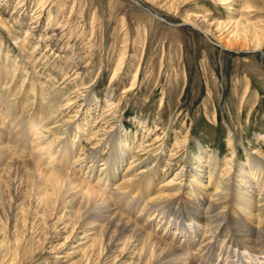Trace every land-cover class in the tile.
I'll use <instances>...</instances> for the list:
<instances>
[{
    "label": "rangeland",
    "instance_id": "rangeland-1",
    "mask_svg": "<svg viewBox=\"0 0 264 264\" xmlns=\"http://www.w3.org/2000/svg\"><path fill=\"white\" fill-rule=\"evenodd\" d=\"M7 79L13 83L3 90ZM0 81L4 100L12 99L25 84L21 95L8 105V119H23L18 127L25 132L24 144L18 148L26 153L9 147L20 166L8 165L18 178L9 177V191L0 195V229L7 235L6 246H0V264H141L139 258L148 264L152 253L144 243L136 242L138 238L129 239L118 230L119 236L117 222L107 231L111 238L101 237L99 232L109 222H96L106 206L98 208L94 197L90 208L86 204L81 209L85 204L75 205L81 195L76 196L72 185L62 180L64 194L57 191L54 195L50 186L30 177L24 159H28L42 118L36 115L38 110L42 113L40 105H59V124L67 129L62 128L67 132L62 137L47 133L44 138L54 144L53 160L60 150L75 149L70 158L53 165L77 172L86 184L91 181H85V174L74 170L73 163L79 165L80 156L100 150L98 174L107 161L115 167L111 153L120 147L128 151L122 173L147 159L156 161L150 164L158 167L151 171L152 196L161 185L172 181L174 187L185 178L200 148L207 157L220 159L219 175L231 162L264 166V0H0ZM114 135L118 143L110 142ZM50 154L38 152L37 159L32 158L40 168L50 169ZM90 164L86 161L84 166ZM215 180L209 185V195L215 192ZM115 182L105 188L92 180V186L114 197L121 194ZM40 197L45 202L50 197V202L41 201L38 207L35 198ZM113 197L111 201L118 199ZM133 197H124L125 204H110L119 214L117 220L131 221L129 227L143 228L170 244L168 240L179 233L169 223L170 216L164 217V210L155 204L143 209L148 199L139 205V198ZM183 204L186 214L194 210L192 203ZM205 208L200 212H206ZM183 223L190 222L184 219ZM174 239L184 238L177 234ZM219 244L213 243L212 253L201 252L195 259L198 264L231 262L220 254Z\"/></svg>",
    "mask_w": 264,
    "mask_h": 264
},
{
    "label": "bare ground",
    "instance_id": "bare-ground-1",
    "mask_svg": "<svg viewBox=\"0 0 264 264\" xmlns=\"http://www.w3.org/2000/svg\"><path fill=\"white\" fill-rule=\"evenodd\" d=\"M235 25H238V23H236ZM237 34H238V32H237ZM12 83H13V81H10L9 79H7L3 90L8 89ZM24 83H26V82H24ZM40 85H41V83H40ZM24 86H25V84L21 85V87L19 86L16 89V91L14 92L12 99H10V100H4V96H2V95L0 96V195L1 196H3V195L5 196V194H7V192L9 191L8 185L10 182H12V181H10V182L8 181L9 177H12L13 174L17 177V175H16L17 173L15 174V172L13 173L12 170L10 172L8 170L9 168L7 169L8 165L15 167V166L19 165V163H20L19 158L12 156L10 154V148L13 149L15 152L19 151V154H20V152L25 153V151L24 152L20 151L18 148L19 146L24 144V135H23L24 131L19 129V127L21 126L20 121L23 124V121H22L23 119L17 118V120H18L17 122H14L15 120L10 121L8 119V117L11 116L10 112H9L8 105H10L11 100L15 99L16 96L21 95L22 90L20 91V89L24 88ZM39 88H40V86H39ZM47 96H45V97H47ZM27 105H29V104H27ZM39 107L40 108L42 107V113L40 112V110H38L37 111L38 113H36V115H40L42 118L40 117L41 119L39 120L40 121L39 125L36 124L37 125L36 126L37 133H36L33 141H31V146H30L31 151L29 154H27L28 159H24V165L27 166V169L26 168L25 169L26 170L31 169L30 170L31 171L30 177H32L38 183H45L48 186H50L51 191H53V194L55 193L54 195H57L56 194L57 191H60L62 189L61 188L63 185L61 183L62 180L64 181V183H67V186H68V184L70 185V187L73 186L72 188H74V190L76 192V196L79 194L81 195V196H79L80 198H78V199L76 197L77 200L75 202H77V203L75 205L79 204L80 201H81L80 204H85V205H83L85 207H83V208L81 207V209L87 208L86 204L88 205L90 203L89 201L91 198L92 199L95 198L94 201L96 203L93 200L91 203L94 202L95 204H98L100 206L98 208L101 209V207L105 205L106 211H105V213L103 212L104 215H100L99 211H98V213H96V214H98L100 216L97 220L95 219L96 222H98V223H102L103 221H105V223L109 222L108 228H105L104 230H102L103 232L102 231L99 232L102 234L101 237H103V236L106 237L107 235L110 237V235L107 234L108 229L114 227V222H115V224L119 223L116 232L118 230H120L122 232V234L124 233V235H129V237L131 236L133 238H138V241H136V239H132V240L139 242V243L142 242V244L144 243V246L147 247L149 250H151V252H152L150 254L151 256H149V258H147V256H146V258H147L146 260L149 259L148 261L150 264H198V261H196L197 256L200 257L201 256L200 253L203 252L204 250H209L212 253L214 250L213 243L214 244L215 243L221 244V248H219L220 254H225V256H227V258H229L231 261L227 264H238V262H240L239 264H264V248L262 247V246H264V242H263L264 240L262 239L264 237V235H263V233H264V166L261 165L260 162H256V163H253V162H248V163L236 162L235 164L233 162H231V163H229L230 168L228 165H226V169H225L226 172L224 171L219 175L220 159L217 156L207 157V154L204 152V149L200 148L199 156L196 157L193 155V158H194V161L196 164L194 163V165H195L194 168H193L194 165L192 166V171H188V174L184 176L185 178H182V180L179 183H177L174 187H172V181H171V183H168L167 185H161L159 190L155 193L156 195L152 196L154 193L153 190L155 188V184H153V174L151 171L153 169L158 168V167H156V165L151 166L150 164H152V163L154 164V163H156V161L153 162L152 159H150V160L147 159L146 161L139 164V166L135 165L133 168L130 167L129 169L126 170L125 173L124 172L122 173L121 167H122V164H125V159L127 157L128 151L126 152L124 149H121V147H120V150L118 152L111 153L113 155V157L110 160L114 161L115 167L114 168L112 167V162L110 163L109 161H107L104 164V166L102 167V170H99L98 174L96 172V170L98 169L97 168L98 165H96V164L99 162L98 159H99L100 150L93 151L92 153H89L88 155H86L84 152L85 156L83 155L84 156L83 158H82V156H80V158L77 160L78 162L80 161V163H81L79 165H76L77 167L75 166V163H73L74 170H79V172L81 174H85V177L82 175L84 177L85 181L87 179H89L91 181L90 184H86L83 182L84 180L81 179L80 176H78V177L76 176L75 173H77V172H65L66 170H61L60 168H57L55 165H53L55 163H59L63 159L70 158V156L73 155L75 149L73 147V148H70L69 150H64V149L60 150L59 151V154H60L59 157H56V161L53 160L54 155H56V154H55V151L52 150L51 148L54 146V144L50 143L52 141H50L48 138H47L48 141L45 140L44 138L46 137L47 133H53V135H55V136L60 134L59 137L64 136L62 134L65 131L63 132L62 128L65 126L60 127L61 121H60L59 117L61 116V112L59 110V105L47 106V107L46 106L43 107V105L42 106L40 105ZM24 109H25V106H24ZM24 109L22 111L23 113L21 112V114H23L25 116L26 114H25ZM44 109H47V110H44ZM18 113H20V112H18ZM8 121L11 122L10 125L8 124V123H10ZM32 125H33V123H32ZM24 126H26V125H24ZM24 126L22 125V127H24ZM68 127L69 126H67V128ZM77 128L79 129V127H77ZM78 129H77V131H78ZM3 130H5L6 132H4ZM65 130H67L66 127H65ZM66 133L67 132H65V134ZM77 133H79V131ZM118 139L119 138L116 135L115 138L110 139V142L118 143ZM66 140H68V139L66 138ZM15 144H16V146H15ZM24 146H26V145H24ZM27 146H29V145L27 144ZM74 146H75V144H74ZM59 149H61V148H59ZM83 150H85V149H83ZM38 152L40 155H43V154L45 155V152L51 153L49 156V158L51 159L50 162L52 165L50 167L51 170L46 169L45 167L40 168V163L36 160L38 155H35ZM117 154H118V157L116 158ZM34 155H35L36 159L32 158ZM86 161L91 162V164L89 166L88 165L84 166ZM133 163H134V161H131L130 164L132 165ZM254 165H255V168H253ZM28 167H30V169ZM73 168H72V170H73ZM86 168H87L88 172L86 171L84 173ZM17 169L20 171L19 168H17ZM130 169H133V171L130 172ZM254 169H256V171ZM14 170H16V169H14ZM21 170L23 171L22 173L24 174L25 170H23V166H22ZM19 171H18V173L21 172V171L20 172ZM22 173H21V175H22ZM19 175L20 174H18V176ZM215 178H217V179L215 180ZM213 179L217 182V186L214 190L215 191L214 194L210 193V195H209L208 189H209V185L212 183ZM92 180H96V184H98V183L105 184L104 185L105 188L107 187V185L109 183L116 181L115 182V183H117L116 187L121 190V194H115L114 197L111 196L112 195L111 194L110 196L113 197V199H115V197L118 198V199L111 201L112 198L109 197L108 194L104 193L106 191L101 192V190H97L94 186H92ZM207 181L209 184L205 185ZM261 185H262V188H261ZM11 186H13L12 183H11ZM64 187H65V185H64ZM72 188H70V189L72 190ZM172 190H173V192H171ZM60 192H62V191H60ZM64 192L65 191H63L62 193L64 194ZM114 193H116V192H114ZM63 194L61 196H63ZM68 194H70V193H68ZM129 194L134 195V197H133L134 200L139 198L138 201L136 200L139 205L141 202L144 203V201H145L144 199H148V201H147L148 203H146L143 206V209H147L148 208L147 205H149V204H155V207H157V208L159 207L160 210L161 209L164 210L162 213L163 216L165 215L164 217H167L166 215L170 216L169 218H171L172 220L169 223L173 224V226L176 227V230H177L176 232L179 231V233H175L172 241L168 240L170 242V244L167 242H164L163 240L158 238L156 235L149 234L145 229L143 230V228L139 229L138 226L133 227L134 225L133 226L131 225L132 227L131 226L129 227V225L127 223H129L131 221H127L125 223L124 220L121 219V217H120L121 220H117L119 218V214L116 211L114 212L112 210L113 206L110 204H114L115 202H117V203L119 202L121 204L123 200L124 201L126 200V199H124V197L129 196ZM15 196H16V194H15ZM67 197H68V195H67ZM67 197H66V201H67ZM69 197H71V196H69ZM168 197H170V198H168ZM16 198H18V197L16 196ZM49 198L50 197H46L45 200L48 201ZM167 198H168V200H167ZM35 199H36L35 204H37V202H38V204H37L38 207H40L39 205H43V204H41V201H44L43 198L40 197V198H35ZM161 199H166V200L160 201ZM55 201H57V200H55ZM124 201H123V203L125 204ZM136 201H134V202L137 204ZM183 201H186L188 203H192L193 206H191V207H193V209H194V210H192L193 212L190 210L192 213L188 211L189 213L187 212V214H186L184 212L185 208L183 209V206H184ZM49 202H50V200H49ZM61 202H59V203H61ZM117 203H115V205H117ZM143 203H141V204H143ZM64 204L65 203L63 202V205ZM101 204H104V205H101ZM89 205H88V207H89ZM132 205H133V203H132ZM132 205H130V206H132ZM165 205H167V208H162ZM190 205H189V207H190ZM70 206H71V203H70ZM72 206L74 207V205H72ZM130 206H129V208H130ZM134 206H137V205H134ZM175 206L178 208V210H177V208L175 209ZM202 206H206V208H205L206 212H200ZM92 207L93 206H91V208ZM95 207H96V205H95ZM77 208L79 209V207H77ZM98 208H96L95 210H97ZM188 209H190V208H188ZM187 210H185V211H187ZM78 212H80V214H81V211H78ZM88 213H90V212H88ZM88 213H85V214H88ZM94 213H95V211H94ZM100 213H101V211H100ZM193 213L197 214L198 216H195ZM90 214H92V212ZM200 214H203V215H200ZM191 215L193 216V218ZM92 216L94 217V215H92ZM84 217H85V215H84ZM94 218H96V217H94ZM164 219H166V218H164ZM174 219H176V220H174ZM184 219H186L191 224L189 223V224L185 225L183 223ZM92 221H93V219H92ZM147 225L148 224H146V226ZM101 226H105V225H101ZM97 230L99 231L100 229H98V227H97ZM151 231H152V229H151ZM118 234H119V231H118ZM177 234L178 235L181 234L184 239H182V240L180 239V240L175 242L174 238L177 236ZM119 236H120V234H119ZM112 237H115V236H112ZM121 237H119V238H121ZM131 237L129 239H131ZM170 237H172V236H170ZM197 238L198 239L200 238L201 240L200 241L196 240ZM6 240H7V235H5V233L0 229V246H2V247L6 246V242H5ZM164 240L167 241V238L164 237ZM108 241H111V240L109 239ZM131 242H133V241H131ZM199 242H200V244H199ZM125 243H127L126 240H125ZM125 243H123V246ZM129 243H130V240H129L128 244ZM139 243L137 246H139L141 244V243L140 244ZM220 244H219V246H220ZM251 244H253L252 248L249 247ZM129 246H130V244H129ZM145 247H144V249H145ZM260 247H262L263 251L259 250ZM132 249H133V247H132ZM137 249H138V247H137ZM116 250L117 249H115V251ZM135 250H136V248H135ZM129 251L132 252V250H129ZM137 251H141V250H137ZM147 252L148 251H146L145 254ZM259 253L263 254L262 258L257 256V254H259ZM132 254L134 255L133 252H132ZM135 254L138 255L137 253H135ZM245 255H248V257L244 261ZM233 256L235 259H233ZM138 257H141V255H139ZM142 260H143L142 258H139L138 263H140V262L143 263ZM213 262H214V260H213Z\"/></svg>",
    "mask_w": 264,
    "mask_h": 264
}]
</instances>
